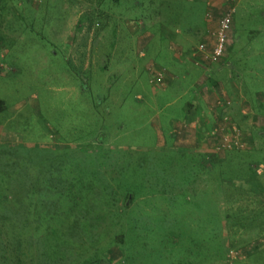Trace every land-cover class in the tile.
I'll list each match as a JSON object with an SVG mask.
<instances>
[{"label":"rangeland","instance_id":"obj_1","mask_svg":"<svg viewBox=\"0 0 264 264\" xmlns=\"http://www.w3.org/2000/svg\"><path fill=\"white\" fill-rule=\"evenodd\" d=\"M159 3L122 0V24L113 0H0V264H264V0H176L167 16ZM229 8L225 59L192 68ZM209 9L206 33L161 43L166 18L194 31ZM157 67L188 69L156 88ZM205 68L232 101L226 112L209 102L205 123L236 124L249 148L215 151L211 169L185 148L194 128L180 121ZM47 152L35 174L19 172ZM246 154L244 178L216 163ZM25 176L49 191L22 189Z\"/></svg>","mask_w":264,"mask_h":264},{"label":"crops","instance_id":"obj_2","mask_svg":"<svg viewBox=\"0 0 264 264\" xmlns=\"http://www.w3.org/2000/svg\"><path fill=\"white\" fill-rule=\"evenodd\" d=\"M113 1L115 2V4H114L115 15H117L119 17L117 22H120L122 24L126 23L128 21L127 16L126 15L123 16L122 10H119V8H117V6L120 7L122 0H113ZM154 1H157V0H154ZM173 1H176V0H159L160 3L158 4L157 8H160V9L156 10L159 13V15H166L167 16V13L174 9V4L172 3ZM186 1L190 2V0H186ZM192 1H198V0H192ZM209 4L210 3H208L207 6H210ZM22 6H24V5H22ZM210 12H211V10L209 9V11L205 15V19H204L205 24L203 25V27L200 29H195L194 31L182 30L181 27L179 26V24H177V23L174 24L175 30L173 31V29H169V27L164 25V24H167L168 22H170V19L166 18V20L164 21V24H162V26H161V31H160L161 38H159L161 43H164L165 45H167V44L172 43V41H171L172 38H176L177 41L181 42L182 44H185L186 43L185 39H188L189 35L191 36V33L193 34L192 36H197L199 31H201V32L204 31V33H206V31H208L212 27L210 20L213 19L212 18L213 16H211ZM147 14L149 15V13H147ZM189 32H190V34L187 35ZM201 32H199V33H201ZM142 40H148L149 45L151 47V51H152L153 50V48L151 46L153 43L152 42V34L150 33L149 35L147 34V36L146 35L143 36ZM169 48H171V46ZM128 49H129L128 47H125V51H127ZM184 49H185L184 46H179L177 51H172V55L170 56L171 58L169 57L173 62L172 64L181 65L184 63V61L186 60V57L184 58V55H183ZM157 51H158L157 54H156V52H154L158 56V57H155V59H157L160 62L163 59L164 55L168 56V54L171 53V52H168V50H167V52H168L167 53L165 51V48H163L161 50H157ZM191 60H192V58H191ZM192 61L194 63L192 68L195 69L197 67L198 68L201 67V64L197 63L195 60H192ZM205 67H208L209 69L211 68L210 66H205ZM187 69H188V67H185L183 69L176 68L175 74H173V75L169 74L168 81L169 82L172 81L173 78L180 76V74H182V73L184 75V73L187 72L186 71ZM206 69L207 68H205L203 70L204 75H202V77L197 82L199 89L195 92L196 97L194 100L190 99L191 102L186 105V109H185V113H184L185 116L182 117L180 121L181 122L185 121V122H187V125L189 127L194 128V130L188 129L186 131V134L184 135V137H186L187 134H188V136H191L189 139L186 138L187 140H185V141L187 143V147H185V148H187V150H190L189 152L192 154H195L198 156H203V161L205 162L207 167H209V169H211L212 166H214V164L211 162V158L212 159L217 158L219 156V154L214 153L215 150H213V147H212V145H213L212 142H214L213 141L214 138L211 136V134L213 133V132L211 133V131H213L214 126L212 125L213 124V122H212L213 118H212V112L210 111L211 105H209L208 103L212 102L213 99H216L219 97V94L217 92L211 91L213 86L215 85V87H216L217 85H219L221 87L223 84L219 83V82H215V79H220V78H218L215 75L213 69L212 70H209V69L206 70ZM180 71H181V73L177 74V72H180ZM0 101H2V100H0ZM205 104H208L210 106V107H208L209 108L208 112L204 111V109H203L205 107ZM214 104H215V101L212 103V105H214ZM203 111H204V113H203ZM212 111H213V108H212ZM208 115H210V117H211L210 119L208 118ZM205 121H211L212 124L211 123L206 124ZM202 125H204L203 130H202ZM199 128H201V129H199ZM181 141H184V139ZM248 149L249 148H247V150ZM232 155H234V154H232ZM248 155L249 154H246L244 156L245 159L243 161L237 160L235 157L229 158V156L226 155L228 158L227 160L219 159V161H217L216 163L225 162L227 164L226 165L227 167L228 166H230V167L232 166L235 168L236 167H244V169L246 171V169L250 165L248 162ZM240 162H242V163H240ZM224 166H225V164H224ZM207 171L209 173H211L209 170H207ZM245 171H241L238 168H236V170H235L236 175L243 177V178L245 177ZM235 181H237V180H235ZM261 224H264V218L260 222H258L257 229H260L259 225H261Z\"/></svg>","mask_w":264,"mask_h":264},{"label":"built area","instance_id":"obj_3","mask_svg":"<svg viewBox=\"0 0 264 264\" xmlns=\"http://www.w3.org/2000/svg\"><path fill=\"white\" fill-rule=\"evenodd\" d=\"M234 8H229L222 16L218 28L214 32L212 46H208L206 42L200 43L191 51V56L194 60L205 62L207 66L217 65L225 59L226 49L229 43L230 32L234 19ZM169 74L163 67L154 68V76L152 82L156 88L166 86ZM216 106L221 111L226 112L232 106V101L225 96L218 97ZM226 121L230 122L229 116H224ZM231 123V122H230ZM215 128V127H214ZM213 128L211 136L218 139V145H215V151H243L247 148V142L243 138V133L236 124H232L230 128L220 130V127ZM214 139V140H215Z\"/></svg>","mask_w":264,"mask_h":264},{"label":"trees","instance_id":"obj_4","mask_svg":"<svg viewBox=\"0 0 264 264\" xmlns=\"http://www.w3.org/2000/svg\"><path fill=\"white\" fill-rule=\"evenodd\" d=\"M1 111H3V102L2 101H0V112ZM11 151L13 152V150H11ZM47 153H46L47 155L44 154L45 156H39V154L34 155V156H31V157L28 156L29 157V159H28L29 164L26 167V170L23 171V170H21L19 168V172L20 173L28 172V173H31V174H35V171L38 170V168H40L39 161L43 157H47V158L49 157V152H47ZM6 155H11V153H9L8 151H6ZM0 158H1V154H0ZM24 162H27V161H24ZM30 169H32V170L30 171ZM41 170H42L43 173H46V166H41ZM48 178L50 179V176L49 175H48ZM49 182L50 181H44L42 183L43 184H45V183L49 184ZM42 183H40L38 180H35V179L29 180L28 176H25L23 178V180H22L21 187L23 189L24 185L26 184L27 185L26 187L30 188V191L33 192V193L49 191L50 185H48L47 187H44V185H42ZM52 184H55V181H53ZM51 188L53 189L52 186H51ZM29 201H30V203L33 202V200H29ZM43 202H44V200L42 201V203ZM29 208H30V206H27L26 205V209H29ZM99 260H101V258L98 257L96 261H99ZM83 264H89L88 263V260L85 259L84 262H83Z\"/></svg>","mask_w":264,"mask_h":264}]
</instances>
